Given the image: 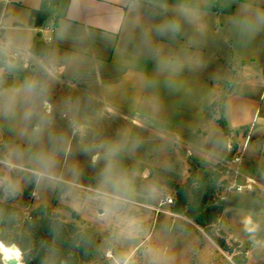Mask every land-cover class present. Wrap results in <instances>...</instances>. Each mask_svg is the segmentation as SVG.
Wrapping results in <instances>:
<instances>
[{
    "label": "rangeland",
    "instance_id": "374dc122",
    "mask_svg": "<svg viewBox=\"0 0 264 264\" xmlns=\"http://www.w3.org/2000/svg\"><path fill=\"white\" fill-rule=\"evenodd\" d=\"M1 1L5 6L6 1ZM213 1L219 8L222 23L219 30L231 34L232 48L239 55L243 42L251 44L253 41V37H246L243 31H253L256 22L264 27V0ZM230 2L233 10L229 13ZM7 7L10 8L9 5ZM6 24L7 19L3 21V25ZM5 31H8V37L17 39V32L13 31L23 30ZM237 55L231 60L233 71L230 78L221 85V102L225 112L229 111L232 115L228 118L221 113L228 127L224 147L228 141L234 146L235 154L239 158L243 156L242 165L248 176L235 173L233 167L239 161L229 164L232 170L224 174L227 182L221 188L220 197L224 200L226 197L225 210L218 219L215 232L224 238L226 248L180 218H172L148 207L170 196L173 203L164 204L161 208L174 213L176 186L186 180L191 168L189 160H193L192 156H181L178 140L174 141L170 134L161 137L159 133L136 128L130 116L119 118L111 113H102L92 104L88 105V110L95 111L86 115L72 114L65 106L46 112L42 104L44 98L50 101L49 92L46 90L41 99L35 101L34 98H26L22 91H15L22 89L19 84L25 79V74L18 75L16 69L6 86H2L5 77L0 74V152L10 144V157L22 166L9 171L0 164V178L6 175L19 184L20 191L12 197L13 202L26 206L24 215L36 203L46 202L54 213L66 220H71V216L65 206L77 211L84 220L81 227L87 226L98 238L86 264H264V148L258 132L260 126L253 121L251 128L256 140L241 152L243 137L237 134L240 123L234 114L236 104L252 105V102L248 105L241 103L239 98L242 91L247 96H253L250 85L241 83L244 79L241 70L246 66L251 74L259 76L260 70L264 73V66L261 65L264 63V47L255 50L254 60L245 61V65ZM231 90L232 97L228 99L227 94ZM253 99L257 101L256 97ZM29 110L32 114L27 118ZM212 111L219 113L220 104H214ZM247 118L245 120L251 122V116ZM16 139L18 143H15ZM40 150L55 151V173L61 180L39 184L34 180L33 191L24 199L23 189L33 176L27 169L34 166L32 157ZM194 157L204 166L197 167V175L201 176L208 165L198 153ZM247 177L261 185L259 194L255 185L253 191L240 192L231 186L243 184L249 179ZM105 178L110 181L107 191L120 197L115 205H107L97 198V190ZM51 198L58 201L53 199L56 202L53 203ZM171 219L177 224H173L172 231H168ZM180 223H184V230L175 233ZM224 226L234 240L223 231ZM20 227L21 223L16 229ZM107 249H110L113 258H105ZM22 264H25L23 258Z\"/></svg>",
    "mask_w": 264,
    "mask_h": 264
},
{
    "label": "crops",
    "instance_id": "0c3cea01",
    "mask_svg": "<svg viewBox=\"0 0 264 264\" xmlns=\"http://www.w3.org/2000/svg\"><path fill=\"white\" fill-rule=\"evenodd\" d=\"M5 1L0 17V74L5 77L2 86L14 77L16 69L18 75L25 74L19 86L23 87L29 80L46 85L50 97V101L43 99L46 112L65 106L72 114L86 115L95 111L88 110L92 104L102 113L119 118L130 116L136 128L159 133L161 137L170 134L174 141L180 142L181 156H192L193 160L189 161L203 168L194 157L198 153L205 158L207 170L223 163L231 147L234 149L228 141L224 147L226 134L217 122L218 112L212 111V106L218 103L221 113L232 117L229 111L225 112L220 97L221 85L233 71L231 60L237 55L232 48L231 34L219 30L222 23L213 0H68L64 8L54 0H47L45 6L50 17L39 27L30 24V11L40 8L43 0ZM232 6L230 2L229 13ZM5 19L7 24L3 25ZM169 23H175L178 30L162 32ZM5 29L23 31H13L18 35L14 39L7 36ZM262 29L256 22L253 31H243L246 37H253L251 44L243 42L237 55L243 65L247 60H254L255 50L264 47ZM35 38L48 43L45 56L30 52ZM247 69L242 67L241 83L250 85L253 96L242 91L239 98L241 103L252 102V105L236 104L234 113L240 123L237 134L243 137L241 152L256 140L251 128L253 121L260 126L258 132L264 148V73L260 70L258 76ZM231 97L232 90L227 94L228 99ZM250 116L251 122L246 121ZM10 155L9 144L0 152V158ZM242 160L243 156L233 168L236 174L247 175ZM254 185L259 194L261 185L256 180ZM53 199L57 200H50ZM13 201L22 210L26 209L24 204ZM159 203L148 207L156 212L154 208ZM39 204L49 203L35 206ZM164 204L169 205L163 203L160 208ZM161 212L204 232L182 214L165 208ZM184 223L177 225L175 233L184 230ZM173 224L177 222L171 219L166 229L172 231ZM228 236L231 238V234Z\"/></svg>",
    "mask_w": 264,
    "mask_h": 264
},
{
    "label": "trees",
    "instance_id": "16d2710c",
    "mask_svg": "<svg viewBox=\"0 0 264 264\" xmlns=\"http://www.w3.org/2000/svg\"><path fill=\"white\" fill-rule=\"evenodd\" d=\"M54 1L61 8L68 2ZM46 2L43 0L40 8L30 11L29 22L35 27L41 26L50 17ZM3 10L4 4L0 0V17ZM48 51V43L41 39L35 38L30 46V52L35 55L45 56ZM261 113L259 111L258 115ZM218 114L217 122L223 132L227 133L226 120L221 111ZM233 151L230 150L226 160L231 158ZM197 167L191 163L186 180L176 186L173 211L193 220L209 237L226 248L224 238L215 232L225 208V200L220 198L221 188L227 182L224 178L225 166L223 163L217 164L212 170H204L201 176L197 175ZM34 180L31 176L23 189L24 199L33 191ZM64 208L70 213L71 220L54 213L50 204H39L24 215V210L12 203L11 197L5 198L0 190V240L19 248L25 264H86L98 241L97 234L87 227H81L83 221L77 222L79 215L75 210L68 206ZM19 223L21 227L17 230Z\"/></svg>",
    "mask_w": 264,
    "mask_h": 264
},
{
    "label": "clouds",
    "instance_id": "9594fccd",
    "mask_svg": "<svg viewBox=\"0 0 264 264\" xmlns=\"http://www.w3.org/2000/svg\"><path fill=\"white\" fill-rule=\"evenodd\" d=\"M176 30H178V26L175 23H169L161 31L175 32ZM15 91H22L26 98H34L35 101H39L46 91V85L38 80H29L25 82L22 89H17ZM31 114V110H29L26 113V117L30 118ZM55 155V151L45 152L40 150L34 153L31 160L34 166L27 170L32 173L38 184L43 181L56 183L61 180V177L57 176L55 173ZM0 164H3L9 171L18 167L10 156L0 160ZM109 183L110 181L107 178L101 181V185L97 190V198L107 205H115L120 197L114 192L107 191ZM116 183H118V181L113 184V187H115ZM0 190L3 191L5 198L14 197L19 191V184L10 177H3L0 178ZM17 253H20L19 248L8 245L0 240V264H10L11 261H15V264H22V253L19 255H17Z\"/></svg>",
    "mask_w": 264,
    "mask_h": 264
},
{
    "label": "built area",
    "instance_id": "2783aa9c",
    "mask_svg": "<svg viewBox=\"0 0 264 264\" xmlns=\"http://www.w3.org/2000/svg\"><path fill=\"white\" fill-rule=\"evenodd\" d=\"M16 56V54H12L11 57L14 59ZM2 142V136L0 134V144ZM233 150V148L231 147V151ZM236 151H233L232 156L229 160H226V162L223 164L225 166V174L230 173V171L232 170V167L230 166L231 164L236 163L237 161H239V155L235 154ZM238 152V151H237ZM0 160H3L0 158ZM230 164V165H229ZM236 173V171H235ZM225 176V175H224ZM227 178V177H226ZM232 187H234L237 191H243V190H247V191H253L254 190V182L251 179H246V181L243 184H232ZM221 199H224L223 197H220ZM163 203H167V204H172L173 203V198L170 196L165 197L160 203H159V207L154 208L156 210V212H160L163 211V209L160 208V205ZM104 256L107 259L113 258L112 252L110 251V249H107L104 252Z\"/></svg>",
    "mask_w": 264,
    "mask_h": 264
},
{
    "label": "water",
    "instance_id": "95a60500",
    "mask_svg": "<svg viewBox=\"0 0 264 264\" xmlns=\"http://www.w3.org/2000/svg\"><path fill=\"white\" fill-rule=\"evenodd\" d=\"M185 153V151H183ZM10 264H15V261H11Z\"/></svg>",
    "mask_w": 264,
    "mask_h": 264
}]
</instances>
